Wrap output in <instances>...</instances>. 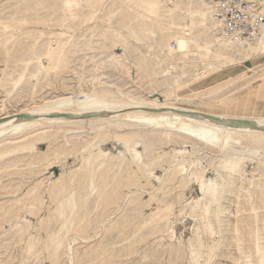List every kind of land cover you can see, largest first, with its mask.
Segmentation results:
<instances>
[{
    "label": "rangeland",
    "instance_id": "374dc122",
    "mask_svg": "<svg viewBox=\"0 0 264 264\" xmlns=\"http://www.w3.org/2000/svg\"><path fill=\"white\" fill-rule=\"evenodd\" d=\"M48 1L0 0V19L13 23V27L6 32L0 25V45L14 48L18 44H27L34 37L53 41L54 34L67 32L79 51L71 59V68L76 70V75L66 72L65 79L75 84L80 77L90 79L95 63L107 55L97 37L92 36L94 43L91 47L87 46L90 34L115 23L121 17L123 7L115 0H100L98 5L85 7H79L78 0H51L49 5ZM165 1L171 5L169 2L172 0ZM207 3L210 7H216V17L223 21L226 36L237 35L236 39L239 36L238 40L245 45H256L253 43L257 35L255 29L264 30V0H207ZM12 19L16 21L12 22ZM17 21L24 24L16 31V38L4 43L1 35L12 33L18 27ZM166 33L164 28L145 34L143 43L129 39L127 29H120L119 37L121 41L125 40L123 43L129 42L130 47L138 48V58L143 66L146 65V58H164L166 50L156 40ZM206 35L199 34V38L192 43L193 47L203 43ZM51 41L49 46L54 45ZM203 45L214 52L213 41L207 40ZM175 46L173 41L172 48ZM114 52L119 55L123 53L121 47ZM226 52L229 57L211 54L209 58L200 59L194 49L193 58L178 61L174 64L175 68L168 63L163 68L175 73L181 80V90H188L184 94V103L194 109L246 120L264 116V48L247 52H236L231 48ZM2 53L0 51V82L5 88H0V106L8 99L6 91L12 89V81L26 68V62L4 57ZM131 59L126 62V72L135 78L136 61L130 62ZM115 80L120 81L118 84L132 81L121 75L116 76ZM46 84L47 81L41 85ZM168 87L169 92H174L176 85L170 81ZM136 89L147 99L160 102L166 99L158 91L150 93L149 89ZM49 90H40L36 95L43 96L37 97V101L51 93L52 96L59 94ZM12 106L11 111L14 110ZM69 130L73 131L72 128L52 129L28 141H17L15 144L21 147H17L12 155L0 159V264L4 257L10 261L8 264L175 263L171 260L188 264L191 239L198 240L202 245L199 259L202 263L259 264V253L264 250L262 150L259 153L245 151L240 154L243 159L241 173L218 170L226 176L228 186L222 195L219 192L214 196L208 209L193 213L185 207L193 200L198 204L203 201L201 178L208 183L216 175L218 154L213 150L201 147L198 156L203 168L198 169V179L191 182L188 188L177 189L161 200H153L147 191L160 186L154 176L164 177L169 156L175 150L192 153V144L185 148L165 146L160 150L159 146L153 145L151 148L154 152L147 156H143V147L139 146L143 157L138 166L147 167L148 172L152 170V175L125 172V176H132L120 180L121 174H116L118 168L109 171V178H106L101 176L103 167L91 164L95 155L92 152L102 146L108 155L115 158L119 155L120 142L113 135H87ZM154 139L151 141L157 142ZM96 143L98 147L92 148ZM185 165H190L189 161ZM9 167L11 169L7 170ZM136 167L131 166L132 169ZM59 179L62 185L52 189ZM217 183L222 184V181ZM103 186H107L105 192L109 197H99L93 190ZM58 190H62V193H58ZM115 190L117 195L111 194ZM135 190H142L143 194L128 195ZM16 198L22 200L12 206ZM13 215L16 217L9 221ZM16 226L23 227V231L32 227L22 238L23 242H29L23 243L25 246L22 242L15 245ZM3 238L7 241L5 248L1 249ZM59 242L71 250L66 249V253L54 258ZM29 245H32V250H28ZM178 246L184 251L183 256L173 254L172 250Z\"/></svg>",
    "mask_w": 264,
    "mask_h": 264
},
{
    "label": "bare ground",
    "instance_id": "6f19581e",
    "mask_svg": "<svg viewBox=\"0 0 264 264\" xmlns=\"http://www.w3.org/2000/svg\"><path fill=\"white\" fill-rule=\"evenodd\" d=\"M115 1L123 7L121 17L112 25L102 28L101 31L92 32L91 38L87 41V46L91 47L94 43L92 36L97 37L98 43L102 45V50L107 52V55L95 63L93 74L88 80L80 77L78 83L75 84L71 80L68 82L65 79L66 72L72 76L76 75V70L71 68L73 63L71 59L79 51V47L75 46L72 37L67 36V32H62L59 35L54 34L53 41L34 37L27 44H18L14 48L0 45V51H3L4 57H13L22 63L26 62L25 71L21 72L20 76L14 80L12 79V89L6 91L8 99L4 100L0 106V159L12 155L17 147H21V145L15 144L17 141H28L52 129L57 131L62 128H72L73 131L69 130V132H83L96 136L110 134L120 142L119 155L116 158L108 155L105 153V147L102 146L92 152L95 155L92 157L94 160L91 161V164L103 167L104 172L101 176L106 178H109V171L112 172L118 168L116 174H121L120 180H124L132 176L131 174L125 176L123 174L125 172L136 171L152 175V170L148 172L147 167H140L138 164L142 161L143 156L154 152V149L151 148L153 145L159 146L160 150L165 146L185 148L192 144V153L186 150H175L173 155H168L167 174L163 171L166 174L164 177L154 176L160 186L157 189L152 187L151 191L147 192H150L149 195L153 200H161L177 189L188 188L191 182L198 179L197 171L203 166L198 155L201 147H204L218 154L216 175L208 183L201 178L203 201L198 204L193 200L185 208H189L193 213L206 210L214 196L219 192L222 195L228 186V182L224 178L226 176L218 170L241 173L240 168L243 160L240 156L241 153L245 151L259 153L260 150L264 152V116L246 120L194 109L184 103L186 99L184 94L188 93V90H181V80L175 73L168 72L163 66L168 63L169 66L175 68L174 64L178 61L193 58L194 49L200 59L209 58L211 54L215 57H229V53L226 51L231 48L236 52L259 51L264 48V30L263 28L255 29V34H257L253 39L255 46L240 42L239 36L236 39L237 35L226 36L223 21L216 17V7L214 5L210 7L207 0H172L169 2L171 5H168L165 0ZM68 2L66 3L68 4ZM99 2L100 0H78L77 5L79 7L95 6ZM50 3L51 0L47 2L48 5ZM66 3L64 2V5ZM13 21L16 20L12 19ZM17 22L18 27L13 29L12 33L1 35L4 43L11 38H16V31L24 24V22ZM0 25L3 26L5 32L13 27V23H7L2 19H0ZM164 28L167 33L156 40L166 50L164 58L158 60L146 58L144 59L146 65L143 66L140 64L142 60L138 58V48L130 47L129 42L123 43L125 40L121 41L119 37V30L127 29L130 35L129 39L136 43H143L145 34H152L157 29ZM200 32L208 34L204 44L207 40L213 41L214 52L202 42L196 48L193 47L192 43L199 38ZM9 35L10 37H8ZM50 41L54 42L53 46H49ZM173 41L176 43L175 48H172ZM117 47L122 48V55L114 52ZM130 58H132L130 62L136 61L138 73L136 72L135 78L126 72V62ZM84 65L83 58L82 66ZM118 75L132 81L126 80L125 84H118L120 81L115 80ZM45 81L47 84L42 86L41 84ZM170 81L176 85L174 92L168 90ZM38 87L41 89H37ZM136 87L149 89L150 93L158 91L164 94L166 99L163 102L157 99H147L148 97L145 98L137 91ZM0 88H5L2 82H0ZM48 88L54 90L55 93L59 92V94L52 96L53 93H51L38 102L37 97L43 95L36 94L40 90ZM160 88L167 89L160 91ZM26 98L29 100H25ZM23 100L24 102H22ZM9 105L12 106L13 111L10 110ZM190 114L195 115L190 116ZM20 116L29 118L23 119ZM207 116L218 118L227 123L222 124L209 120ZM236 121L251 122L253 125L235 127L234 122ZM154 138L157 142L151 141ZM139 146L143 147V156L138 149ZM95 147H98L97 143L92 145V148ZM165 155L161 154V156ZM91 156L92 154H90ZM98 160H101L99 164H97ZM88 161L90 162L89 159ZM187 161L190 164L188 166L185 165ZM132 165L137 167L132 169ZM9 169L11 167L7 170ZM138 176L143 177L142 175ZM217 181H222V184H218ZM60 185H62L61 179L54 183L52 189ZM106 187L93 190L98 193L99 197L101 195L109 197L110 195L105 192ZM57 192L62 193V190ZM141 193L142 190H135L130 191L128 195L140 196ZM111 194L117 195L116 190ZM83 195L86 193L81 196ZM21 200L16 198L12 206ZM7 215L9 212L5 216L7 217ZM15 217L16 215H13L9 221ZM31 229L32 227L23 231V227L16 226L14 228L15 245H19L21 242L28 244L29 242H23L22 238ZM6 241V238L2 239L1 249L5 248ZM62 242L58 243V250L53 254L54 258H59L63 252L66 253V249L67 251L71 250L68 246L67 248L63 247ZM29 246L28 250H32V245ZM188 249L190 255L188 264H211L199 261L202 245L198 240L191 239ZM172 251L173 254L179 256L184 254L179 246ZM259 260V264H264V250L259 253ZM171 261L175 262L172 264L182 263L177 260ZM9 262L4 257L1 264Z\"/></svg>",
    "mask_w": 264,
    "mask_h": 264
},
{
    "label": "water",
    "instance_id": "95a60500",
    "mask_svg": "<svg viewBox=\"0 0 264 264\" xmlns=\"http://www.w3.org/2000/svg\"><path fill=\"white\" fill-rule=\"evenodd\" d=\"M193 115H195V114H190V116H193ZM20 117H22L23 119H28L29 117L28 116H20ZM207 118L209 119V120H213V121H215V122H220V123H222V124H226L227 122L226 121H223V120H220V119H218V118H215V117H211V116H207ZM242 125H253L251 122H245V121H236V122H234V126L235 127H239V126H242Z\"/></svg>",
    "mask_w": 264,
    "mask_h": 264
},
{
    "label": "built area",
    "instance_id": "2783aa9c",
    "mask_svg": "<svg viewBox=\"0 0 264 264\" xmlns=\"http://www.w3.org/2000/svg\"><path fill=\"white\" fill-rule=\"evenodd\" d=\"M217 5H218V7H217V8H218V11H219L218 13H220V10H219V4H217ZM224 29H225V28H224Z\"/></svg>",
    "mask_w": 264,
    "mask_h": 264
}]
</instances>
